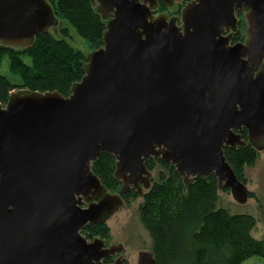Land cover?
I'll list each match as a JSON object with an SVG mask.
<instances>
[{
    "label": "water",
    "instance_id": "water-1",
    "mask_svg": "<svg viewBox=\"0 0 264 264\" xmlns=\"http://www.w3.org/2000/svg\"><path fill=\"white\" fill-rule=\"evenodd\" d=\"M90 1L108 19L104 45L71 93L0 103V264H119L106 260L123 245L83 232L151 186L152 158L249 199L225 148L264 145V0ZM162 3H185L181 17L156 15ZM240 12L247 38L235 42ZM59 22L48 0H0L5 46L29 47ZM103 152L119 193L94 172ZM139 264L156 258L142 252Z\"/></svg>",
    "mask_w": 264,
    "mask_h": 264
},
{
    "label": "trees",
    "instance_id": "trees-1",
    "mask_svg": "<svg viewBox=\"0 0 264 264\" xmlns=\"http://www.w3.org/2000/svg\"><path fill=\"white\" fill-rule=\"evenodd\" d=\"M48 1L62 21L57 28L60 37L52 31L40 32L29 47H9L0 42V103L4 105L14 91H59L68 96L73 85L84 77L87 54L68 40L72 36L70 27L63 21L87 40L93 51L104 45L108 19L90 0ZM165 6L162 3L160 9ZM180 9L181 5H177L178 13ZM240 13L238 33L247 21ZM237 38L246 39L245 34L235 35L234 41ZM6 66L8 72L4 70ZM225 155L246 183L244 169L257 161L258 150L251 144L236 149L226 147ZM146 164L152 172L160 166L158 179L153 175L140 206L141 217L153 238L156 264H243L256 255L264 264V239L256 238L252 232L257 218L219 206L221 189L215 175H198L185 183L171 162L152 158ZM93 169L111 192L121 183L114 176L115 156L103 152ZM130 193L137 194L134 189ZM260 205L264 209V203ZM83 233L108 239L110 227L107 223H91Z\"/></svg>",
    "mask_w": 264,
    "mask_h": 264
},
{
    "label": "rangeland",
    "instance_id": "rangeland-1",
    "mask_svg": "<svg viewBox=\"0 0 264 264\" xmlns=\"http://www.w3.org/2000/svg\"><path fill=\"white\" fill-rule=\"evenodd\" d=\"M177 5L165 6L166 9L157 12V15L166 13L170 16H180L182 15V10L185 4L181 5L180 12H177ZM244 17L246 12H242ZM241 14V13H240ZM240 17V15H239ZM241 19V17H240ZM246 19V18H244ZM241 22V20H240ZM62 21L59 24H54L51 31L60 37L57 28L61 26ZM63 24L70 27L71 37L68 40L77 48L83 50L87 55L93 51V49L87 43V40L82 38L74 28H72L67 21H63ZM241 24V23H239ZM247 27L248 23L240 27V32L235 33L239 37L245 34L247 38ZM57 31V32H56ZM242 41L237 38L235 42ZM6 58L4 64L7 62ZM5 66V65H3ZM5 72H8L7 66L4 67ZM247 136V132H244V136ZM245 138V137H244ZM247 139V138H246ZM258 159L250 166L245 167L243 176L246 180V186L250 191L249 199L245 203L238 202L229 187L222 188L220 191L219 206L227 208L233 213H249L257 218V224L253 229V235L256 238L264 239V209L260 203H264V145L258 147ZM160 166L153 170V175L155 179H158V170ZM120 182V181H119ZM122 187V183L115 189H112V193H119ZM147 188L143 187V192ZM132 191V190H131ZM130 191V192H131ZM137 194L130 193L126 196L127 200L122 204L107 220V224L110 227V235L106 239L108 243L115 245H125L123 255L128 259L129 264H138L140 253L143 251L153 250V238L146 226V223L141 217L140 206L144 201L143 194L140 195L136 190ZM84 235L89 239L93 240L100 236H89L88 233ZM104 238V237H102ZM263 261L261 256H253L243 264H261Z\"/></svg>",
    "mask_w": 264,
    "mask_h": 264
},
{
    "label": "flooded vegetation",
    "instance_id": "flooded-vegetation-1",
    "mask_svg": "<svg viewBox=\"0 0 264 264\" xmlns=\"http://www.w3.org/2000/svg\"><path fill=\"white\" fill-rule=\"evenodd\" d=\"M184 4H185V3H184ZM159 14H160V13H159ZM156 15H157V14H156ZM168 15H169V14H168ZM169 16H170V15H169ZM179 17H180V16H179ZM179 23H181V22H179ZM126 196H127V194L123 196L125 202H126V200H127ZM125 202H124V203H125ZM106 241H107V240H106ZM110 245H115V244H110V243H108V241H107V246H110ZM124 249H125V245H123V251H124ZM123 251H122V252H116V254H112V256H111L110 258H108V259H109V262H108V263H110V262L114 263V262L118 261L119 264H129L128 259L123 255ZM143 252H146V251H143ZM147 252H149V251H147ZM141 253H142V252H141ZM141 253H140V254H141ZM149 253L152 254V256H153L154 251L151 250ZM138 264H139V262H138Z\"/></svg>",
    "mask_w": 264,
    "mask_h": 264
}]
</instances>
